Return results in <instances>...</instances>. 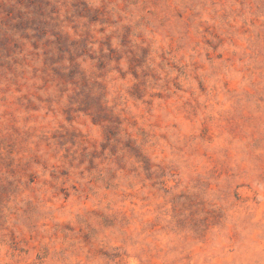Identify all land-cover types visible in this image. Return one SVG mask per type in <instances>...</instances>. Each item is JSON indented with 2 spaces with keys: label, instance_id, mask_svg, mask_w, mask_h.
<instances>
[{
  "label": "rangeland",
  "instance_id": "374dc122",
  "mask_svg": "<svg viewBox=\"0 0 264 264\" xmlns=\"http://www.w3.org/2000/svg\"><path fill=\"white\" fill-rule=\"evenodd\" d=\"M0 264H264V0H0Z\"/></svg>",
  "mask_w": 264,
  "mask_h": 264
}]
</instances>
